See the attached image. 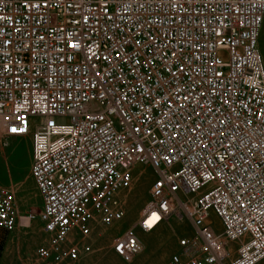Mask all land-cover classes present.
I'll return each instance as SVG.
<instances>
[{"label": "built area", "instance_id": "built-area-1", "mask_svg": "<svg viewBox=\"0 0 264 264\" xmlns=\"http://www.w3.org/2000/svg\"><path fill=\"white\" fill-rule=\"evenodd\" d=\"M263 21L264 0H0V136L31 135L40 264L90 254L138 168L152 202L122 261L174 216L164 264L264 263ZM19 220L0 186V228Z\"/></svg>", "mask_w": 264, "mask_h": 264}, {"label": "rangeland", "instance_id": "rangeland-1", "mask_svg": "<svg viewBox=\"0 0 264 264\" xmlns=\"http://www.w3.org/2000/svg\"><path fill=\"white\" fill-rule=\"evenodd\" d=\"M258 49L264 66V21L259 32ZM31 160V135L0 136V186L11 191L20 217L19 225L13 231L0 230V264H40L36 250L46 239L38 218L41 199L29 175ZM153 179L149 170L138 168L133 172L131 182L118 195L124 211L123 220L112 228L96 231L91 253L72 264H164L178 250V240L189 229L185 222L171 216L152 232L138 233L142 250L131 262L125 263L112 251L114 240L134 227L150 207L149 191ZM210 217L220 231L219 220L213 214Z\"/></svg>", "mask_w": 264, "mask_h": 264}, {"label": "bare ground", "instance_id": "bare-ground-1", "mask_svg": "<svg viewBox=\"0 0 264 264\" xmlns=\"http://www.w3.org/2000/svg\"><path fill=\"white\" fill-rule=\"evenodd\" d=\"M6 146V144H4ZM157 218L156 213H153V215L150 217V219L147 220L148 225H154V221Z\"/></svg>", "mask_w": 264, "mask_h": 264}, {"label": "crops", "instance_id": "crops-1", "mask_svg": "<svg viewBox=\"0 0 264 264\" xmlns=\"http://www.w3.org/2000/svg\"><path fill=\"white\" fill-rule=\"evenodd\" d=\"M0 230H3V229H0Z\"/></svg>", "mask_w": 264, "mask_h": 264}, {"label": "snow or ice", "instance_id": "snow-or-ice-1", "mask_svg": "<svg viewBox=\"0 0 264 264\" xmlns=\"http://www.w3.org/2000/svg\"><path fill=\"white\" fill-rule=\"evenodd\" d=\"M15 130V129H14Z\"/></svg>", "mask_w": 264, "mask_h": 264}]
</instances>
